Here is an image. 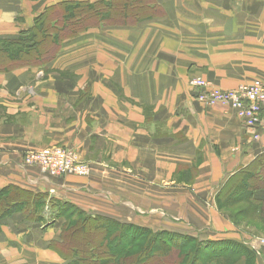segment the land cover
Returning <instances> with one entry per match:
<instances>
[{
    "label": "crops",
    "instance_id": "1",
    "mask_svg": "<svg viewBox=\"0 0 264 264\" xmlns=\"http://www.w3.org/2000/svg\"><path fill=\"white\" fill-rule=\"evenodd\" d=\"M100 1L106 0H0V39L31 28L51 7ZM154 1L157 11L147 9L139 20L89 29L76 43L69 39L46 76L30 67L0 74V122L18 120L15 127L5 124L19 129L17 139L35 125L34 130L53 144L68 146L86 163L118 164L122 173L128 172L121 166L127 164L148 181L147 196L163 201V216L173 219H163L159 230L233 241L256 252L254 264H264V233L239 230L216 204L223 186L264 155V137L253 141L232 110L199 103L190 86L193 78L221 90L264 80V0ZM87 35L97 42V57H71L72 51L77 55L91 48L78 47ZM13 155L0 162V191L14 187L44 193L93 216L158 230L150 222L116 214L117 206H105L112 187L101 177L54 182L56 192L50 195L44 189L50 181ZM176 172L190 182L185 187L202 196L208 220L186 219L202 217L204 207L198 204L173 209L179 215H171L167 200ZM254 194L264 201V187ZM120 205L136 211L131 202ZM64 223L59 218L46 226L20 211L11 214L0 226V264H75L52 247Z\"/></svg>",
    "mask_w": 264,
    "mask_h": 264
},
{
    "label": "trees",
    "instance_id": "2",
    "mask_svg": "<svg viewBox=\"0 0 264 264\" xmlns=\"http://www.w3.org/2000/svg\"><path fill=\"white\" fill-rule=\"evenodd\" d=\"M125 1L68 2L49 8L35 19L31 28L20 30L14 37L0 39V73L51 65L67 39L79 37L92 28L109 24L119 26L120 23L116 22L120 21L128 24L130 20L132 23L139 20L137 18L144 15L147 9L157 11L154 0H133L137 8L131 6L128 14ZM52 13L57 16L55 20L51 19ZM65 32L71 36L63 38L62 33ZM47 42L52 44L50 48L45 47ZM263 187L264 155L237 172L223 186L216 196V204L220 208H229L245 203L249 208L241 211L242 215L253 213L264 219V201L258 200L254 194ZM47 197L44 193L4 188L0 191V226L17 211L46 226L62 217H78L72 224L65 220L60 241L52 243L64 260L75 264H254L257 257L253 249L233 241L201 240L192 234L163 229L153 231L112 217L93 216L54 198L48 204ZM47 215L50 220H45ZM224 215L236 224L230 215ZM76 230H88L91 235L88 239L78 240Z\"/></svg>",
    "mask_w": 264,
    "mask_h": 264
},
{
    "label": "rangeland",
    "instance_id": "3",
    "mask_svg": "<svg viewBox=\"0 0 264 264\" xmlns=\"http://www.w3.org/2000/svg\"><path fill=\"white\" fill-rule=\"evenodd\" d=\"M132 1L133 0H127L124 2L127 5L128 14H130L129 10L131 6L134 7V9L137 8V5ZM53 14L55 13H52L51 19L55 20L57 16L55 17V15ZM123 22L124 21H120L116 23H120L119 25H121L123 24ZM129 23H131L130 20H128V24ZM62 34H63V38L71 36L70 33L68 32ZM92 38H93L92 36L87 35L82 37V39L79 41L80 44L78 45V47L91 44V48L89 50L84 51L83 49H79L80 53L77 55H74L72 51L70 53V56L71 57L79 56L78 59L96 58L97 42L91 41ZM77 39L78 37H75L70 40H74V43H76ZM67 42L68 39L65 42H63L65 44V48ZM50 45L52 46L51 43L48 42L45 43V47L47 48L48 47L50 48L51 47ZM63 52L66 53L67 50ZM41 53L44 56L43 49H41ZM66 57L67 54H65L62 58H66ZM49 66L50 65L48 64L43 68L40 69L33 68V69L38 70L39 75L46 76L51 72V70H49L48 68ZM18 123L19 121L16 119H8L0 122V162L2 163L7 162L10 156L15 153L13 156L18 157L21 163L27 169L29 168L33 169V172H36L41 176H44L47 180L50 181V184L47 185L48 188L44 187V189H49L48 192L49 194L56 192L55 187L51 185L54 182L62 183L63 181L70 178H77L76 180H79L80 182H82V180L94 181L95 179H93V177L96 178L101 177L103 179L102 181L103 183H106L107 185L112 187V189L108 190L110 194L109 197L104 199L105 200L104 205L107 206L108 208H116L115 206H117V209L120 208L121 210L116 214L122 215V217L126 219H135L136 222L141 221L143 222V224H145V222H150V224L153 225L155 229L161 227V223H163V219L168 218L167 213H165L166 217L163 216V212H162L163 201H161L160 197L147 196L148 191H150L149 189L150 186L148 185V181L143 178L141 172L129 168L127 164L121 165L123 168H126L128 170V172L122 173L119 169L120 165L118 164H114V163L106 164L105 162L86 163L78 156V153H75L74 150H71L68 146L64 145L63 143L53 144L45 137V133L43 134V132L37 131L36 129L34 130L35 125L33 124L32 125L34 128L28 126V128L25 129L27 130V132L24 133L26 136L23 137V139L20 138L17 139V133H19V129H12V128L10 129L5 124H11L13 127H15V125ZM69 152H71L72 154L70 161L66 157L67 156L66 153ZM196 167H193V170L190 171L193 172L194 169H196ZM106 171H108V175H106L105 173ZM71 183L73 184V182ZM189 183L188 181L186 182L184 180L183 172H176V174L173 175L171 181V185H172L171 197L170 199L167 200L169 209H171L170 210L171 215H175V216L179 215L178 212H173L172 211L173 209L175 210L178 208L187 209L193 206H197L198 204L204 207V212H201L202 217L198 218L197 216L195 217L191 215L189 216V218L187 216L186 219L191 221L199 220V222L208 220L211 214L209 213V210L206 209L204 200H202V196L198 194L197 195L193 194L192 189L184 186ZM47 198H48V204H50L51 198L50 197ZM126 202L127 203L131 202L133 206H136V211L127 209L126 207L120 205V203H126ZM247 208H249V206L245 203L236 206L234 205L229 208H220L217 205L218 212L222 216H225L224 214L226 213L227 216L229 215L231 216L232 220H235L236 228L245 231L251 235L260 236V233L261 234L264 233V219L259 218L256 214L253 213L248 216L242 215L241 211ZM62 218H64V220L70 221L71 224L78 219V217L76 216H72L70 218H66V217H62ZM226 218L228 219V217ZM50 219L51 217H48V215L45 217V220H50ZM166 220L169 223L173 221V219L171 221L169 219ZM88 229L90 230L91 228ZM156 231H159V229ZM75 234L79 238L78 240H83L85 238L88 239L89 236L91 235V233L88 230L81 232L76 230Z\"/></svg>",
    "mask_w": 264,
    "mask_h": 264
},
{
    "label": "built area",
    "instance_id": "4",
    "mask_svg": "<svg viewBox=\"0 0 264 264\" xmlns=\"http://www.w3.org/2000/svg\"><path fill=\"white\" fill-rule=\"evenodd\" d=\"M190 86L195 90L199 103L212 108L223 107L232 110L242 126L250 132L253 141L259 142L263 138L264 80H253L233 90H221L211 87L202 78H193ZM66 155L70 161L71 152ZM261 244L264 245V239L261 240Z\"/></svg>",
    "mask_w": 264,
    "mask_h": 264
}]
</instances>
